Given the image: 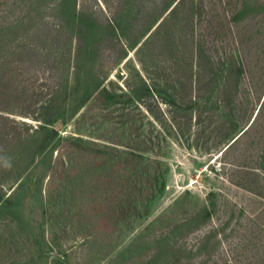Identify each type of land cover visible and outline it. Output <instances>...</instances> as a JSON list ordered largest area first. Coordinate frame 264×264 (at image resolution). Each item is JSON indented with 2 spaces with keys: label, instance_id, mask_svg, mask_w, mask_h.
I'll return each mask as SVG.
<instances>
[{
  "label": "rangeland",
  "instance_id": "374dc122",
  "mask_svg": "<svg viewBox=\"0 0 264 264\" xmlns=\"http://www.w3.org/2000/svg\"><path fill=\"white\" fill-rule=\"evenodd\" d=\"M0 264H264V0H0Z\"/></svg>",
  "mask_w": 264,
  "mask_h": 264
}]
</instances>
